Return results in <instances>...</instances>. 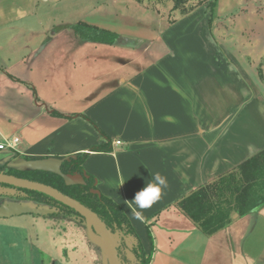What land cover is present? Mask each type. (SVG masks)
I'll return each instance as SVG.
<instances>
[{"label": "crops", "instance_id": "crops-1", "mask_svg": "<svg viewBox=\"0 0 264 264\" xmlns=\"http://www.w3.org/2000/svg\"><path fill=\"white\" fill-rule=\"evenodd\" d=\"M210 17L207 4L182 13L172 0H0V143L21 139L0 149V167L60 173L86 154L149 264H264V205L211 236L175 206L264 149V41ZM79 22L115 38H85ZM156 172L168 188L135 219L128 204ZM41 205L0 194V249L6 233L23 238L0 264H93L90 241ZM119 252L131 259L122 241Z\"/></svg>", "mask_w": 264, "mask_h": 264}, {"label": "trees", "instance_id": "trees-1", "mask_svg": "<svg viewBox=\"0 0 264 264\" xmlns=\"http://www.w3.org/2000/svg\"><path fill=\"white\" fill-rule=\"evenodd\" d=\"M138 1L143 2L144 0ZM193 1L172 0L173 10L180 9L182 13H187L196 6L204 4V2L202 4H192ZM218 2V0H211V3L208 4L211 9L210 28L213 27V15L217 10ZM75 31L85 38L101 42H112L115 38V34L112 32L85 22H79L75 26ZM86 156V154H83L63 161L60 173L38 169L26 171L4 170L2 167H0V172L48 184L64 194L79 200L94 210L105 222L108 229L120 238L122 244L127 245L131 259H127L126 254L118 252L121 254L123 261H132V264H149L151 257L145 253L124 210L114 200L102 194L97 188L95 177L84 171L83 163ZM76 173L84 176V183L67 184L63 174ZM0 185L22 192L21 198L40 203L55 204L68 214L81 216L74 209L46 194L6 184ZM263 205L264 149L234 169L197 187L175 202V206L209 236L229 226L234 221L233 215L235 213L244 216Z\"/></svg>", "mask_w": 264, "mask_h": 264}, {"label": "rangeland", "instance_id": "rangeland-1", "mask_svg": "<svg viewBox=\"0 0 264 264\" xmlns=\"http://www.w3.org/2000/svg\"><path fill=\"white\" fill-rule=\"evenodd\" d=\"M205 1L206 0H194L192 4H196V3L202 4V2H204V4L202 5H205V4L208 5L209 3H211V0H208L206 2ZM218 1H224V0H218ZM229 1L231 2L224 4V6L226 7V11H224V13L219 14L218 8H217L216 12L213 15V22L216 25H219V23H223L224 27L226 26L229 28L234 25L237 29L241 27V24H245L246 29L245 27H243V30L241 29L240 35L244 33L245 34L244 38L246 37L253 38L251 36L254 35L253 34L254 31H257L259 32L258 35H261L259 36L258 40L264 41L263 39L264 38V0H229ZM258 48L261 49L262 47H258ZM260 71L263 72V69L260 68ZM9 190L11 191L12 189L10 187L0 185V192H2L0 194H7L9 196L14 195L18 197L23 195V193L19 192L18 190H15L12 192H9ZM43 204H45L47 207L44 205L43 206L41 205L40 209L46 210V211L51 209L52 211H54L53 214L57 217L59 228H62L68 232L70 230L73 236H79V237H82L83 240L88 239V241H90L89 242L90 246L94 247L93 255L95 256V258L92 259L94 261L93 264H100L101 260L97 256V253L98 255H100V253H103L105 257L104 263L110 264L104 252L102 242L95 241L91 238V235H90L91 229L94 230V232L97 235H100L99 231L95 228L93 222L91 223L90 220L87 221L86 219L78 215L68 214L61 207L55 204H50V203H43ZM235 214L237 215L238 213H235ZM234 215H233V218H234ZM3 239L7 247L4 246L2 249H0V256H4L5 258L8 255L7 254L8 251L15 250L14 248L10 247L12 243H14L15 241L21 242L20 240H23V238L17 239V237H15L14 235L7 234V233L4 234ZM115 247H116L118 257L120 258L122 264H125L124 262H127V260L123 261V258L118 253L121 250L120 240H117L115 242ZM5 258L4 260H6Z\"/></svg>", "mask_w": 264, "mask_h": 264}, {"label": "water", "instance_id": "water-1", "mask_svg": "<svg viewBox=\"0 0 264 264\" xmlns=\"http://www.w3.org/2000/svg\"><path fill=\"white\" fill-rule=\"evenodd\" d=\"M0 184H6L16 188L27 189L46 194L60 203L74 209L84 219L87 221H92L95 228L99 231L100 235L102 236L103 249L109 260V263L122 264L115 247V242L119 240V237L117 235L114 237V234L110 229H108L101 217L94 210L84 205L79 200L64 194L63 192L48 184L5 172H0ZM236 216H238V214L234 215V217Z\"/></svg>", "mask_w": 264, "mask_h": 264}, {"label": "clouds", "instance_id": "clouds-1", "mask_svg": "<svg viewBox=\"0 0 264 264\" xmlns=\"http://www.w3.org/2000/svg\"><path fill=\"white\" fill-rule=\"evenodd\" d=\"M125 181L121 179L120 185ZM168 188L167 177L159 172L152 174V179L146 182V187L136 193L134 199L129 202L128 207L135 219H142V213L137 209L150 208L154 203L158 202L164 192Z\"/></svg>", "mask_w": 264, "mask_h": 264}, {"label": "built area", "instance_id": "built-area-1", "mask_svg": "<svg viewBox=\"0 0 264 264\" xmlns=\"http://www.w3.org/2000/svg\"><path fill=\"white\" fill-rule=\"evenodd\" d=\"M19 136H13L11 138H7L4 142L0 143V149L4 147L8 148H16L17 144L20 142ZM116 143L120 144L121 141H116Z\"/></svg>", "mask_w": 264, "mask_h": 264}, {"label": "bare ground", "instance_id": "bare-ground-1", "mask_svg": "<svg viewBox=\"0 0 264 264\" xmlns=\"http://www.w3.org/2000/svg\"><path fill=\"white\" fill-rule=\"evenodd\" d=\"M91 223H92V221H91ZM90 235H91V238H92L93 240L98 241V242H102V236L97 235V234L94 232V230L91 229V231H90ZM102 246H103V242H102Z\"/></svg>", "mask_w": 264, "mask_h": 264}]
</instances>
